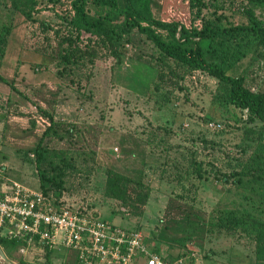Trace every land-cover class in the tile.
<instances>
[{"label": "rangeland", "instance_id": "rangeland-1", "mask_svg": "<svg viewBox=\"0 0 264 264\" xmlns=\"http://www.w3.org/2000/svg\"><path fill=\"white\" fill-rule=\"evenodd\" d=\"M87 9L111 15L115 37L73 28L72 0L42 2L47 13L31 19L0 14V39L14 46L0 66L9 83L0 80V183L42 192L43 176L59 206L140 230L171 259L192 252L189 264H218L229 254L256 260V236L233 217L264 221V119L231 105L218 79L165 57L125 16ZM151 17L198 44L208 28L264 26V0H151ZM152 26L171 39L168 28ZM216 39L203 44L209 59L264 93V39ZM210 122L223 128L210 131ZM0 251L6 264H79L73 251Z\"/></svg>", "mask_w": 264, "mask_h": 264}, {"label": "built area", "instance_id": "built-area-1", "mask_svg": "<svg viewBox=\"0 0 264 264\" xmlns=\"http://www.w3.org/2000/svg\"><path fill=\"white\" fill-rule=\"evenodd\" d=\"M210 131L223 128L210 122ZM0 238L45 251H73L79 264H189L195 254L171 259L140 230L125 229L19 183L0 192Z\"/></svg>", "mask_w": 264, "mask_h": 264}, {"label": "trees", "instance_id": "trees-1", "mask_svg": "<svg viewBox=\"0 0 264 264\" xmlns=\"http://www.w3.org/2000/svg\"><path fill=\"white\" fill-rule=\"evenodd\" d=\"M48 1L50 3L59 2L61 0H18L17 8L23 13L26 18L31 19L32 13L35 11L39 3ZM93 3L97 7H107L111 12H116L125 16V26L130 29H138L139 32L145 35L153 45L167 58L172 59L184 67L200 71L208 74L211 77L218 79L225 84L229 89V103L237 108L247 110L252 118L264 119V93H254L246 86V78L243 76L233 77L228 74L224 64L217 61H211L203 46L204 43L210 41V46L217 44V37L235 36L240 34L256 36L264 39V26L257 20H253L252 25H237L234 27L224 28L220 32H215L211 29H206L196 34L199 37V43L193 41L192 34L184 32V38L177 39V28L173 25L163 24L161 22L153 21L151 17V0H72V6L76 12L75 17L71 21V25L77 31L91 33L103 37H115L116 27L114 25L111 15L92 16L87 6ZM148 20L150 25L144 26L142 21ZM162 29H169L171 32V39H165L152 26ZM6 40L0 39V51L5 48ZM218 45V44H217ZM218 53V49L214 51ZM222 52V50L220 51ZM0 79L8 83V81L0 76ZM9 84V83H8ZM44 139L42 138L35 150L37 156V167L39 171V164L41 161V150ZM42 192L49 195V189L45 186L44 177L42 176ZM120 197L118 194H114ZM246 212L244 217L246 219L240 220L234 218L235 223L242 224L247 227L246 231H251L256 236V262L260 264L264 262V221L255 217L249 216ZM0 244L5 247L16 248L21 244L18 241L0 238ZM52 252L47 253L50 258Z\"/></svg>", "mask_w": 264, "mask_h": 264}, {"label": "crops", "instance_id": "crops-1", "mask_svg": "<svg viewBox=\"0 0 264 264\" xmlns=\"http://www.w3.org/2000/svg\"><path fill=\"white\" fill-rule=\"evenodd\" d=\"M13 0H0V14H23L22 12H16L14 11L13 9V6L12 3ZM42 3V2H41ZM41 3H39V5L37 6V8L35 9V11L32 13V14H41V13H47V12H40V9H41ZM43 3L47 4L49 3L48 1H44ZM4 50L6 49V51H4V54H2V58L0 59V66H7L9 60H10V56L8 54L9 50H12L14 49V46L13 44L10 43V40L9 42L6 40V45L4 46ZM16 49H18V46H16ZM20 50H23V47L21 46V49ZM1 80V79H0ZM2 81V80H1ZM17 183V182H15ZM10 188V185L6 184V183H3L1 182L0 183V192H4V191H7L9 190ZM37 192V191H35ZM52 253H55V252H52ZM227 255H224V259H222L220 257V261L221 262H218V264H257L256 260H250L249 262H244L243 260H237L235 258V256H231V254H229L227 257ZM193 264H208V263H205L204 261L201 262L200 260H197L195 263ZM260 264H264V262H261Z\"/></svg>", "mask_w": 264, "mask_h": 264}, {"label": "water", "instance_id": "water-1", "mask_svg": "<svg viewBox=\"0 0 264 264\" xmlns=\"http://www.w3.org/2000/svg\"><path fill=\"white\" fill-rule=\"evenodd\" d=\"M6 258L4 257V255H2L1 251H0V264H6Z\"/></svg>", "mask_w": 264, "mask_h": 264}]
</instances>
